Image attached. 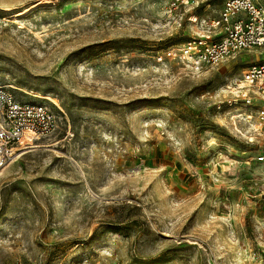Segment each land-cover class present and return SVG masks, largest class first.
Here are the masks:
<instances>
[{"label":"rangeland","instance_id":"1","mask_svg":"<svg viewBox=\"0 0 264 264\" xmlns=\"http://www.w3.org/2000/svg\"><path fill=\"white\" fill-rule=\"evenodd\" d=\"M171 1L0 0V86L58 116L0 169V264H264V140L230 105L264 51L192 66L224 0Z\"/></svg>","mask_w":264,"mask_h":264},{"label":"built area","instance_id":"2","mask_svg":"<svg viewBox=\"0 0 264 264\" xmlns=\"http://www.w3.org/2000/svg\"><path fill=\"white\" fill-rule=\"evenodd\" d=\"M204 0H172L171 7L198 5ZM221 36L212 41L192 40L183 57L199 68L220 64L242 52L261 48L264 51V7L258 0H224L219 14ZM234 98L230 105H243L240 117L252 126L255 136L264 140V60L250 64L234 80ZM58 127V116L46 103L21 100L0 86V169L9 164L34 137L51 134ZM36 140V139H33ZM32 140V141H33ZM259 160L264 161V147ZM119 264V263H116Z\"/></svg>","mask_w":264,"mask_h":264},{"label":"bare ground","instance_id":"3","mask_svg":"<svg viewBox=\"0 0 264 264\" xmlns=\"http://www.w3.org/2000/svg\"><path fill=\"white\" fill-rule=\"evenodd\" d=\"M30 138H40V137H34L32 134L27 133L23 139V142H25L26 140L30 139ZM24 149V148H23Z\"/></svg>","mask_w":264,"mask_h":264}]
</instances>
